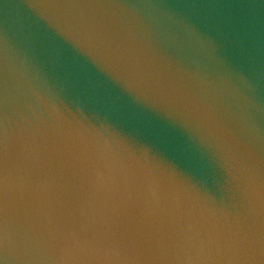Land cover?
<instances>
[{
  "label": "water",
  "instance_id": "water-1",
  "mask_svg": "<svg viewBox=\"0 0 264 264\" xmlns=\"http://www.w3.org/2000/svg\"><path fill=\"white\" fill-rule=\"evenodd\" d=\"M0 264H264V0H0Z\"/></svg>",
  "mask_w": 264,
  "mask_h": 264
}]
</instances>
